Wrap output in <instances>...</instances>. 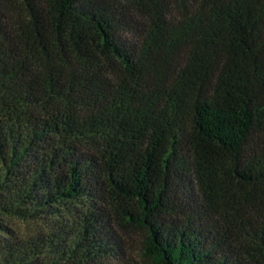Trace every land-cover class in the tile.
<instances>
[{"label": "trees", "instance_id": "16d2710c", "mask_svg": "<svg viewBox=\"0 0 264 264\" xmlns=\"http://www.w3.org/2000/svg\"><path fill=\"white\" fill-rule=\"evenodd\" d=\"M3 217L57 225L0 264H264V0H0Z\"/></svg>", "mask_w": 264, "mask_h": 264}, {"label": "rangeland", "instance_id": "374dc122", "mask_svg": "<svg viewBox=\"0 0 264 264\" xmlns=\"http://www.w3.org/2000/svg\"><path fill=\"white\" fill-rule=\"evenodd\" d=\"M77 204L80 210L83 205ZM3 223L7 230L0 229V242L9 239H27L39 234H44L57 225L56 217H45L43 219L23 220L15 217H3ZM59 221V219H58ZM124 235L125 257L120 261H105L102 264H147L141 254L142 232L137 227L120 225Z\"/></svg>", "mask_w": 264, "mask_h": 264}]
</instances>
